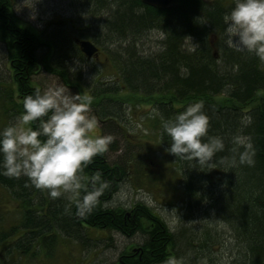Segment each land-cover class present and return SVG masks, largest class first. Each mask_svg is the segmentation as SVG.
<instances>
[{
  "label": "trees",
  "instance_id": "obj_1",
  "mask_svg": "<svg viewBox=\"0 0 264 264\" xmlns=\"http://www.w3.org/2000/svg\"><path fill=\"white\" fill-rule=\"evenodd\" d=\"M233 2L175 0L165 7H157L144 4L141 0H86L82 4L87 14H98L95 24H91L95 25L93 31L89 29L90 25L86 27L84 23L79 28L76 20L74 23L70 21L71 36L67 34L65 40L64 35L55 33L62 29L34 31L25 26L14 12L11 1L0 0V34L8 48L14 82V89L2 92H5V100L15 105V111L20 114L23 111V96L36 89L41 90L33 83L32 77L42 64L45 69L66 79L70 60L84 57L77 38H86L97 46L101 43L117 68V75L109 80L111 84L103 86L94 82L86 92V88L77 83L83 95L92 96L91 103L97 106L94 114L104 129L110 124L119 127L120 100L123 101L124 96L117 97L116 94L121 89L153 98L151 105L158 110L154 111L158 121L183 110L186 104L202 99L203 110L209 116L207 132L220 136L224 148L216 152L208 164L180 160L172 154L181 173L183 204L190 213L206 206L210 208L214 201L220 204L221 214L225 215L221 217L229 224L230 236L242 246L243 262L262 264L264 62L251 52L221 45L219 51L211 48L212 38L217 36L215 31L223 33L222 14L233 6ZM84 27L86 29L82 30ZM150 30L161 33L160 48L154 54H142L135 44L143 32ZM74 31L78 36L73 38ZM68 37L73 40H68ZM189 37L194 39L192 51L183 47ZM114 95L117 99L112 98ZM244 116H251V121L243 123ZM111 117L116 122H108ZM30 126L35 127L36 122H30ZM158 129L160 142L167 148L170 138L163 132L161 122ZM237 135L251 141L253 163L241 162L240 156L245 149L234 143L233 138ZM96 170L109 181L99 203L89 214L79 216L71 201L69 216L60 217L58 214H63V207L50 200L49 203L41 202L44 210L33 214L30 203L41 189L35 187L25 175L15 177L0 173V185L10 189L22 201L23 218L20 225L25 228V233L21 237L29 236L31 232L34 234L39 227L48 225L50 216L59 217V220L65 217L66 226L60 225L77 237L81 236L79 226L82 227V224L85 227L114 229L128 236L142 232L144 239L138 249L133 247L121 251L114 264H157L171 254V250L173 253V249L176 256L198 260L200 254L191 251V240L198 244L203 242L199 246L206 250L222 238L211 228L196 235H191L184 227L174 233L154 209L143 202L133 203L129 208L106 206L105 201L126 175V168L122 162H109L105 151L93 157L84 167L83 175L90 176ZM48 210L51 212L48 213ZM33 238H36V242L45 239L38 241L36 233ZM17 245L21 246V243Z\"/></svg>",
  "mask_w": 264,
  "mask_h": 264
},
{
  "label": "rangeland",
  "instance_id": "obj_2",
  "mask_svg": "<svg viewBox=\"0 0 264 264\" xmlns=\"http://www.w3.org/2000/svg\"><path fill=\"white\" fill-rule=\"evenodd\" d=\"M10 1L14 12L25 26L34 31L62 29L55 33L64 35L65 40L67 34L71 36L69 33L70 21L74 23L76 20L79 28H82L84 23L86 27L90 25L89 29L93 31L95 25L91 26V24H95L98 17L96 13L87 14V9L82 4L86 0ZM86 27L82 30H85ZM215 32L217 36H213L211 48L213 51H219V45L226 46L224 34ZM72 34H74L73 38L78 36L75 31ZM69 38L67 39L73 40V38ZM161 39V33L157 30H150L141 34L135 46L142 54H154L160 48ZM193 40H185L183 47L192 51L195 47ZM98 45L100 47L98 56L86 58L83 55L82 58L70 60L66 79L45 69L42 64L32 77L33 83L41 91L59 85L65 89L68 88L70 93L80 94L83 91L79 90L77 83L82 88L85 87L84 91L86 92L87 88L95 83L103 84V86L111 84L109 80L113 79L115 74L117 75V68L102 44ZM230 48L237 50L234 47ZM12 86H14V82L8 61V48L0 34V129L18 122L19 113L15 111L16 106L7 102L5 92H2L11 89ZM116 95L117 97L124 96L123 101L120 100L122 110L120 111L119 127L110 124L107 129H104L103 124L97 118V131L101 134L110 133L113 136V140L106 150V156L111 163L122 162L127 173L118 182L110 198L105 201V205L129 208L133 203L143 202L153 208L154 212L174 233H178L179 229L184 227L188 233L196 235L204 229L211 228L212 231L218 233V236L222 237L220 241L210 245L206 250L199 246L203 242L198 244L191 240L193 247L191 251L198 252L200 257L198 260L185 259V264H245L241 256L242 246L236 238L230 236L231 230L227 220L222 218L225 215L221 214L223 212L220 210V204L214 201L212 207L207 208L206 206L200 211L195 210L191 213L184 206L181 173L174 162L172 153L165 150L166 146L160 142L158 137L161 121L157 120L153 111L155 109V106L151 105L153 98H147L124 89H121ZM116 95L112 98L117 99ZM95 109L97 112V106L91 103L90 112L92 114ZM95 116L97 117L96 114ZM109 121L116 122L113 117ZM48 200L58 202L63 207V214L59 213L58 216H69V207L66 206H69L73 200L71 194L62 192L60 196L51 197L47 189L40 190L35 194L30 203L31 209H34L32 213L37 214L39 211H43L45 206L41 202L49 203ZM209 203L211 206V202ZM50 212L48 210V213ZM186 213L191 216L188 214L187 216ZM22 218V201L17 199L10 189L0 185V264H114L121 251L138 247L144 239L142 232L128 236L114 229L85 227L83 224L82 227L79 226L81 236L77 237L73 233L66 232L60 225L66 226L67 219L65 217L59 220L50 216L48 225L44 224L35 232L38 241L44 237L45 239L36 242V238H33L35 233L31 232L29 236L21 237L25 233V228L20 225ZM219 221H224L228 226L227 229L219 227ZM7 233L9 235L5 236ZM18 242L21 243V246L17 245ZM173 253L171 250L172 255L176 254L174 249Z\"/></svg>",
  "mask_w": 264,
  "mask_h": 264
},
{
  "label": "clouds",
  "instance_id": "obj_3",
  "mask_svg": "<svg viewBox=\"0 0 264 264\" xmlns=\"http://www.w3.org/2000/svg\"><path fill=\"white\" fill-rule=\"evenodd\" d=\"M222 20L225 45L251 52L264 62V0H234ZM92 99L59 85L24 95L18 122L0 129V173L25 175L35 187L47 189L51 197L68 192L77 215L92 212L109 181L99 170L85 176L83 169L113 140L110 133L97 131V117L90 112ZM203 107L204 101L196 99L161 119L162 130L170 138L165 150L180 160L208 164L224 148L220 136L208 134L209 116ZM33 121L35 127L30 126ZM250 121L251 116L242 117L243 123ZM233 140L245 149L241 162L253 163L251 141L239 135ZM219 227L228 226L219 221ZM160 264H185V257L169 254Z\"/></svg>",
  "mask_w": 264,
  "mask_h": 264
},
{
  "label": "water",
  "instance_id": "obj_4",
  "mask_svg": "<svg viewBox=\"0 0 264 264\" xmlns=\"http://www.w3.org/2000/svg\"><path fill=\"white\" fill-rule=\"evenodd\" d=\"M144 4L157 6V7H165L175 0H141ZM81 51L87 56H92L97 53V46L88 39H81L78 41Z\"/></svg>",
  "mask_w": 264,
  "mask_h": 264
},
{
  "label": "flooded vegetation",
  "instance_id": "obj_5",
  "mask_svg": "<svg viewBox=\"0 0 264 264\" xmlns=\"http://www.w3.org/2000/svg\"><path fill=\"white\" fill-rule=\"evenodd\" d=\"M77 39H83V38H77ZM100 51V47L98 46V51H97V54H94L93 56H98V53ZM82 53V52H81ZM84 55V54H83ZM85 56V55H84ZM93 56L89 57V58H93ZM86 57V56H85ZM135 250L138 249V247H134Z\"/></svg>",
  "mask_w": 264,
  "mask_h": 264
}]
</instances>
